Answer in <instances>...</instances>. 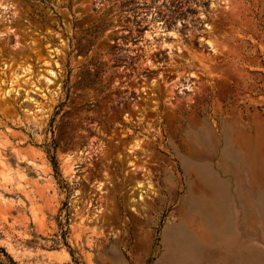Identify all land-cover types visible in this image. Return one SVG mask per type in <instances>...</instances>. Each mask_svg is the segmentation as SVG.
<instances>
[{
	"label": "rangeland",
	"instance_id": "374dc122",
	"mask_svg": "<svg viewBox=\"0 0 264 264\" xmlns=\"http://www.w3.org/2000/svg\"><path fill=\"white\" fill-rule=\"evenodd\" d=\"M0 264H264V0H0Z\"/></svg>",
	"mask_w": 264,
	"mask_h": 264
},
{
	"label": "trees",
	"instance_id": "16d2710c",
	"mask_svg": "<svg viewBox=\"0 0 264 264\" xmlns=\"http://www.w3.org/2000/svg\"><path fill=\"white\" fill-rule=\"evenodd\" d=\"M49 159H50L51 166H52V168H53V170L55 172V170H56V162H55L54 156L50 155Z\"/></svg>",
	"mask_w": 264,
	"mask_h": 264
}]
</instances>
